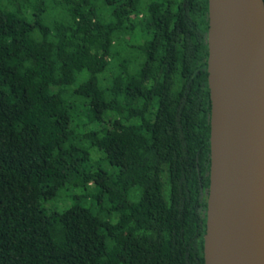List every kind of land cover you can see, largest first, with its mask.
Listing matches in <instances>:
<instances>
[{"label": "trees", "instance_id": "1", "mask_svg": "<svg viewBox=\"0 0 264 264\" xmlns=\"http://www.w3.org/2000/svg\"><path fill=\"white\" fill-rule=\"evenodd\" d=\"M208 32L209 0H0V264H205Z\"/></svg>", "mask_w": 264, "mask_h": 264}, {"label": "water", "instance_id": "2", "mask_svg": "<svg viewBox=\"0 0 264 264\" xmlns=\"http://www.w3.org/2000/svg\"><path fill=\"white\" fill-rule=\"evenodd\" d=\"M205 264H264V0H209Z\"/></svg>", "mask_w": 264, "mask_h": 264}, {"label": "rangeland", "instance_id": "3", "mask_svg": "<svg viewBox=\"0 0 264 264\" xmlns=\"http://www.w3.org/2000/svg\"><path fill=\"white\" fill-rule=\"evenodd\" d=\"M53 205V202L49 203L47 207H51Z\"/></svg>", "mask_w": 264, "mask_h": 264}]
</instances>
